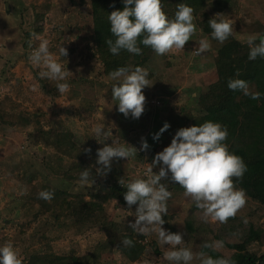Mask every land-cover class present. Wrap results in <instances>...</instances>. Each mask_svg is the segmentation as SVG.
I'll return each mask as SVG.
<instances>
[{"label":"rangeland","instance_id":"374dc122","mask_svg":"<svg viewBox=\"0 0 264 264\" xmlns=\"http://www.w3.org/2000/svg\"><path fill=\"white\" fill-rule=\"evenodd\" d=\"M81 1L0 0V101L8 109L15 108L8 122L0 124V244L11 241L19 250L23 264H40L36 254L86 256L88 264H168L155 234L134 233L133 237L146 248L136 262L121 254L105 234L102 228L105 222L130 228L136 206L129 209L109 201L104 204L106 212L79 231L69 213L51 222L50 215L40 205L38 193L44 190L46 181L61 189L65 183L68 189L75 187L78 193H85L88 201L85 185L80 181L70 184L66 180L65 174L75 168V164H81L82 170L90 169L92 185L98 186L101 194L107 193L121 178L126 182L145 178L144 171L153 156L170 144L178 129L190 126L198 113V97L209 87L214 89L215 59L220 45L211 40L210 51L195 55L198 41L211 38L210 30L203 29L200 18L194 16L197 32L183 50L152 59L151 66L155 70L149 79L153 84L142 89L145 96L142 115L138 119L125 118L112 99L114 81L102 73L88 1L86 4ZM231 6L223 13V18L234 22L233 37L245 43L249 35L264 34V0H232ZM37 13L45 15L39 24L42 28L39 35L49 40L50 51L58 57L61 44L67 49L66 57H58L72 72L67 78L70 89L65 94L58 93L55 81L40 79V69L28 59L29 40L32 47L39 43L33 37ZM28 33H31L30 38ZM42 84L58 97L52 99ZM97 108H103V112ZM21 112L32 115L29 124L19 118ZM165 122L170 127L154 140L153 135ZM103 123L111 128L112 137L101 143L94 137L92 127ZM66 139L74 145L72 156L62 155L54 145ZM113 139L135 147L137 155L128 160L114 159L110 171L99 176L97 149L104 144L111 145ZM142 141H147V150H140ZM79 171L73 170L74 176L80 175ZM167 187L172 196L167 202L168 215L163 217L166 222L162 227L181 233L185 246L194 252L201 250L204 241L223 240L224 247L217 252L231 257L235 251L228 244L242 243L251 226L264 230V206L248 196L245 207L226 223L203 222L200 211L184 197L183 191L176 190L171 181ZM21 188L25 189L23 195ZM243 218H247V223ZM249 250L261 255L264 244L252 243Z\"/></svg>","mask_w":264,"mask_h":264},{"label":"clouds","instance_id":"9594fccd","mask_svg":"<svg viewBox=\"0 0 264 264\" xmlns=\"http://www.w3.org/2000/svg\"><path fill=\"white\" fill-rule=\"evenodd\" d=\"M122 10H114L108 14L110 33L114 39H107L105 44L112 55H119L126 51L133 55H141L142 48H150L157 56H163L173 51H182L185 43L197 32L194 24V9L185 3H179L173 17H168L162 8V0H123ZM211 29L210 38L198 41L195 55L202 56L211 49V40L224 44L234 34V22L223 18L217 13L207 22ZM39 41L38 46L32 47L28 59L39 68L40 79L55 81L59 94H65L70 89L67 78L71 71L58 57H66L67 49L58 47V57L49 49V40L33 33ZM248 46V60L264 59V34L249 35L245 41ZM65 60V59H64ZM229 78L227 88L238 91L252 100L259 101L264 93L254 90L250 82L239 78ZM114 83L111 86L112 99L116 101L117 111L128 118L138 119L144 111L145 96L142 92L146 86H151L149 72L141 66H122L109 73ZM103 112V108H97ZM170 125L165 122L153 139L159 136ZM94 137L103 143L112 137V130L105 124H96L92 127ZM228 129L219 122L211 120L201 124L182 127L173 135L168 146L157 152L151 163L144 171L145 178H136L119 183L126 189L123 199L129 209L136 205L132 212L134 222L129 227L135 234L148 236L155 234L157 244L164 249L163 259L168 264H235L230 257L209 255L204 249L217 251L224 247L223 240L204 241L200 251H193L185 246L182 234L173 233L162 225L163 217L168 215L167 202L172 196L167 185L169 181L178 184L183 189V195L194 203L200 211L203 222L209 220L226 223L229 218L235 217L247 203L245 190L238 187L247 172V165L242 157L229 150L225 142L228 138ZM147 141L141 142L140 150H147ZM85 151H90L86 149ZM137 149L126 143H119L113 139L111 145L104 144L97 149L96 173L105 176L111 169L114 159L135 157ZM158 168V171H153ZM81 185L91 186L94 179L90 169L80 172ZM25 194V189H20ZM54 193L50 190H41L38 197L46 202L53 199ZM247 223V218H243ZM123 247H133V240L122 239ZM167 245L168 247H165ZM0 264H23L19 250L11 241L0 244Z\"/></svg>","mask_w":264,"mask_h":264},{"label":"trees","instance_id":"16d2710c","mask_svg":"<svg viewBox=\"0 0 264 264\" xmlns=\"http://www.w3.org/2000/svg\"><path fill=\"white\" fill-rule=\"evenodd\" d=\"M86 1L90 7L93 40L103 75L109 77L110 72L122 66H141L150 69L148 71L150 76L152 70H155L151 66V62L156 56L150 48L140 45L142 48L141 55L121 51L119 55L114 56L108 51V46L105 44L107 39H114L109 30L108 14L114 10H122L124 7L123 0H82L81 2L86 4ZM179 3L190 5L194 9L193 15L200 18V26L203 29H209L210 32L211 29L207 22L214 17L212 13L223 14L232 7V0H215L214 2L208 0H162V8L168 17L174 16ZM44 19L43 13L35 14L34 33H42L39 24ZM262 25L264 28V23ZM27 36L30 38L31 33H28ZM219 45L215 59L216 83L212 85L214 89L209 87L205 93L198 97V113L192 119L190 126L211 120L227 127L229 134L225 142L231 152L242 157L248 169L237 186L243 188L248 197L264 206V96L256 101L238 91H231L227 88L228 79L236 78V73L239 71V78L249 81L250 86L253 85L257 91L264 93V59L248 60L247 44L240 42L233 36L229 37L224 44ZM42 88L48 93L50 92L52 99L58 97L48 90L46 85L42 84ZM14 109V107L8 109L5 103L0 101V124L8 122L7 119L13 115L11 113ZM19 118L29 124L33 117L31 114L21 112ZM54 145L64 156H72L75 149L73 143L69 142L68 139L54 142ZM82 168L81 164H75V168L65 174L66 180L70 184L79 182L80 175L74 176V172L76 169L82 171ZM46 183L43 186L44 190L53 191L54 196L48 202L39 198L43 211L50 215L51 222L53 218L59 221L69 213L79 231L88 228L95 219L106 212L104 204L109 201H116L118 204L129 208L123 199L126 189L119 182H114L105 194L99 192L98 186H86L85 190L90 198L88 201L85 199V193H78L75 187L68 189L64 183L62 187L64 189H61L49 181ZM72 186L75 185L72 184ZM173 187L183 191L178 184H173ZM102 228L108 239L129 261L136 262L144 255L146 248L133 237L134 232L131 228L119 226L113 222H105L102 224ZM124 238L132 239L134 246L131 248L123 247L122 239ZM252 243L264 244L263 229H255L251 226L242 243L227 245L235 251L230 257L235 261V264H264V253L258 255L249 250ZM204 251L213 257L223 256L217 251L209 249H204ZM36 255H38L35 257L40 264L89 263L86 256L84 258L76 255Z\"/></svg>","mask_w":264,"mask_h":264},{"label":"water","instance_id":"95a60500","mask_svg":"<svg viewBox=\"0 0 264 264\" xmlns=\"http://www.w3.org/2000/svg\"><path fill=\"white\" fill-rule=\"evenodd\" d=\"M6 8H7V10H9V4H7V7Z\"/></svg>","mask_w":264,"mask_h":264}]
</instances>
